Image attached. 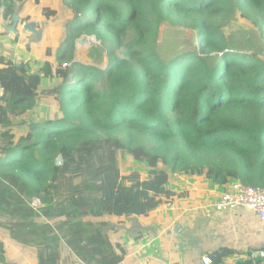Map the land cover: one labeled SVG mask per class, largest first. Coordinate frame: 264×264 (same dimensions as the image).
Listing matches in <instances>:
<instances>
[{"label": "trees", "instance_id": "obj_1", "mask_svg": "<svg viewBox=\"0 0 264 264\" xmlns=\"http://www.w3.org/2000/svg\"><path fill=\"white\" fill-rule=\"evenodd\" d=\"M19 3L2 0L3 17L11 20ZM64 3L72 17L55 59L0 60L2 236L31 245L37 264H62V242L83 264H121L126 251L107 227L178 195L172 174L264 186V57L237 49L223 30L239 16L264 43V0ZM162 21L195 29L198 50L163 61L155 42ZM82 35L101 40L104 67L76 60ZM219 54L210 68L206 58ZM43 80L58 84L41 88ZM41 102L52 105L47 118L17 133L15 119ZM122 154L147 163L149 175H122ZM255 252L237 264H264ZM235 253L208 256L225 264ZM0 264H21L1 240Z\"/></svg>", "mask_w": 264, "mask_h": 264}, {"label": "crops", "instance_id": "obj_2", "mask_svg": "<svg viewBox=\"0 0 264 264\" xmlns=\"http://www.w3.org/2000/svg\"><path fill=\"white\" fill-rule=\"evenodd\" d=\"M21 2L11 20L3 17L0 6V60L20 64L32 57L49 59L65 37L72 10L64 0ZM48 8L57 15L47 16ZM169 183L178 195L149 216L114 217L112 224L124 232L111 239L126 251L121 264H203V257L224 247L236 252L225 258V264H237L250 257L248 251H257L256 256L264 250V221L256 212L244 207L218 211L213 206L226 185L184 174H172Z\"/></svg>", "mask_w": 264, "mask_h": 264}, {"label": "rangeland", "instance_id": "obj_3", "mask_svg": "<svg viewBox=\"0 0 264 264\" xmlns=\"http://www.w3.org/2000/svg\"><path fill=\"white\" fill-rule=\"evenodd\" d=\"M223 30L230 43L236 46L237 49L243 50L247 53H256L264 57V43L261 40L259 32L254 30L248 22L239 18V16L226 25ZM90 36L91 35H82L79 39H77L75 49L76 60L83 63H98L103 67L105 66V62H107L105 47L98 38H96V42H98V44L84 45L85 39L87 40ZM155 42L157 44V51L160 57L163 61L167 62L186 50L190 52L198 50L199 39L195 29L187 28L171 21H162L158 23L156 27ZM57 52L56 50L54 51V56H52L50 52L51 57L49 59H55ZM220 56L221 54L215 56L211 55L207 57L205 61L210 68H213L215 62L218 61ZM35 60L36 59L32 57L30 61L33 62ZM35 69L34 65L33 70ZM56 84H58V81L56 80H43L41 88H50ZM51 106L52 105L48 102H41L38 107L30 110L21 119H15L14 117V130L19 134L25 133L28 129L30 120L47 118ZM57 161L60 163L61 158H58ZM119 168L121 170V174L124 176H129L136 172L141 174L143 177H147L149 175L147 163L139 162L129 154L120 155ZM170 180L173 184L174 179L171 178ZM170 185L171 184L169 183V186ZM35 204L38 205L37 202H35ZM1 219L2 218H0V220ZM39 220L46 221V219L43 218ZM112 222H114V220ZM112 222L107 227V231L109 233V238L113 240L118 237V231L119 235L120 233L124 235V232L118 228L117 224H112ZM118 222L120 223L121 221L119 220ZM3 234L4 231L0 228V240L3 241L7 247V257L10 261L18 260L21 264H37V252L31 245H25L16 240L13 241L5 238L6 235L2 236ZM61 262L62 264H83L75 255L71 253L70 249L63 242L61 247Z\"/></svg>", "mask_w": 264, "mask_h": 264}, {"label": "built area", "instance_id": "obj_4", "mask_svg": "<svg viewBox=\"0 0 264 264\" xmlns=\"http://www.w3.org/2000/svg\"><path fill=\"white\" fill-rule=\"evenodd\" d=\"M3 40V35L0 32V45ZM95 36H90L87 40L85 39L84 45L98 44ZM203 56V54H200ZM70 63H64V66ZM216 210H231L238 207H244L253 210L257 213L261 220L264 221V186L254 187L242 183L241 181H231L227 184L225 190L220 194L219 198L213 205ZM260 256L264 257V251L259 252ZM203 264H211L212 260L208 257L202 258Z\"/></svg>", "mask_w": 264, "mask_h": 264}]
</instances>
